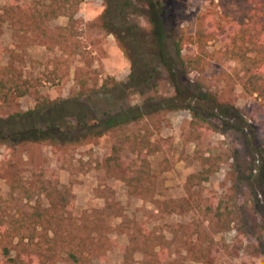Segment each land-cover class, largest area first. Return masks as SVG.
Instances as JSON below:
<instances>
[{
    "label": "rangeland",
    "instance_id": "374dc122",
    "mask_svg": "<svg viewBox=\"0 0 264 264\" xmlns=\"http://www.w3.org/2000/svg\"><path fill=\"white\" fill-rule=\"evenodd\" d=\"M153 1L165 12L161 18L171 57L174 40L183 30L193 34L202 16V27L210 33L205 47L209 66L202 76L188 77L178 67L174 66V75L163 66L152 80L156 89L119 99L123 85L117 88L110 81L108 90H101V85L107 77L129 82L132 63L116 35L123 36L128 25L136 23L150 30L147 0H132L142 16L135 13L129 22L125 17L133 9L123 8L122 15L118 11L125 0H114L110 10L109 0H84L72 21L66 15V0H0V8L12 5L17 13L0 29V66L12 62L36 85L29 95L0 108V116L34 109L37 99L64 100L76 109L87 106L99 122L107 120V114H119L121 108L149 113L126 131L88 136L62 148L46 142L0 144V217L29 210L36 202L47 208L44 188L65 184L72 188L75 217L102 209L105 196L114 195L124 209V227L110 235L109 252L94 264H125V247L133 231L164 238V257L173 264H264V106L243 89L249 62L234 58L230 42L238 26L225 22L217 0ZM42 9H61L52 20L39 17L45 34L30 29L33 14ZM212 10L218 14L206 15ZM105 23H110L112 34L104 32ZM260 39V45L248 46V57L264 58V34ZM198 51L188 45L182 55L188 60ZM194 112L205 123L195 119ZM132 132L149 139L154 152L138 160L133 150L138 142L122 138ZM114 146L124 148L120 157L135 170L131 175L155 182V199L187 198L190 207L179 205L183 212L170 214L166 207L134 193L123 182L125 172L106 164ZM220 200L231 212L228 226L213 218L214 213L206 215L207 206L216 210ZM220 211L226 213L224 208ZM111 223L115 227L122 219ZM199 232L213 247L204 262L193 260L189 252ZM132 259L130 264H142L143 255L135 253Z\"/></svg>",
    "mask_w": 264,
    "mask_h": 264
},
{
    "label": "trees",
    "instance_id": "16d2710c",
    "mask_svg": "<svg viewBox=\"0 0 264 264\" xmlns=\"http://www.w3.org/2000/svg\"><path fill=\"white\" fill-rule=\"evenodd\" d=\"M83 1L66 0L65 10L70 21L74 20L75 9ZM113 1L109 0V10L113 8ZM147 1L150 5V12L148 11L150 30L144 31L141 25L136 23L128 25L125 32L123 31L125 37L115 34L124 55L132 63L130 79L128 83H122L115 81L113 77H107L101 85V90H108L110 81H114V86L117 88L123 85V90L119 89V99H125L127 94H143L146 88L156 89L157 85L152 83V80L158 75V69L163 66L172 74L175 72L174 66L178 67L182 69L185 77H188L190 73L202 76L209 66V54L205 47L210 33L204 31L202 27L204 24L202 16L199 17V24L193 34L183 30L181 35L174 40L175 53L171 57L166 45L165 22L161 18V14L165 12L161 11V6L157 2ZM217 1L216 7L220 8L221 17L225 22L238 26V29L230 36L234 58L249 62L243 89L247 95L257 96L264 106V58L258 54L255 57H248L251 51L248 46L260 45V36L264 34V0ZM131 2L132 0H125L124 4L119 7L121 9H118L121 15L123 8L133 9L130 15L125 17L126 22H129L135 13L142 16V12ZM58 10L61 9L36 10L32 16L33 24L29 28L45 34L39 17L52 20L59 15ZM13 13L17 14L12 5L0 8V29L9 17H13ZM208 14H218V11L212 10L206 15ZM109 26L110 23L104 24V32L112 34L113 31ZM188 45L197 47L199 51L185 60L182 54ZM35 86L32 79L24 77L21 70L12 62L7 66H0V108L16 98L29 95ZM147 114L149 113L142 110L140 113H134L133 109L121 108L119 114H107L108 119L99 122L95 117V112L87 106L76 109L64 100L43 99L39 101L37 99V106L34 109L0 116V144L8 146L9 144L46 142L52 147L62 148L72 143H81L88 136L99 138L110 131H126L128 125L139 121ZM89 115L91 116L90 121H88ZM194 118L205 123L198 112H194ZM96 127L99 129L95 130ZM83 130H87V133L82 136ZM73 132L76 136L72 134ZM122 138L125 141L138 142V146L133 149L138 160L154 152L152 143L140 133L132 132L131 135L123 133ZM123 150L122 147L114 146L106 164H113L125 172L123 182L133 189L134 193L141 194L145 200L151 201L159 208L166 207L170 214L183 212L179 209L181 206L190 207L187 204V198L182 201L172 199L164 202L155 199V182L144 176L131 175L135 170L133 171L122 161L120 153ZM142 166L141 170L145 168ZM148 168L147 166V170ZM140 173L145 172L140 171ZM142 192L145 195H142ZM188 192L191 193V188ZM44 193L48 202L47 208L36 202L29 210H20L13 215L0 217V264H94L96 260L104 259L113 243L110 235L121 230L126 223L124 209L114 195L103 197L105 206L102 209L85 210L79 217H75L72 206L73 192L70 186L65 184L46 186ZM222 201L220 200L216 207L218 211L207 206L206 215L212 212L214 213L213 218H216L218 222L225 221L223 224L228 226L232 222L231 212ZM222 208L226 210V213L220 211ZM120 218L122 223L113 227L111 221ZM201 233L199 232L197 240L189 245V252L195 256L191 257L193 260L204 262L207 256L212 254L213 247L206 245V241L202 239L203 233ZM160 239L161 242L156 243ZM162 240L164 238L153 237L148 232L133 231L129 244L125 247V264H130L135 253L143 255L142 264H173L174 261L164 257L167 246Z\"/></svg>",
    "mask_w": 264,
    "mask_h": 264
}]
</instances>
